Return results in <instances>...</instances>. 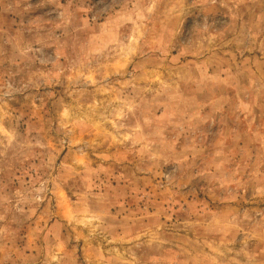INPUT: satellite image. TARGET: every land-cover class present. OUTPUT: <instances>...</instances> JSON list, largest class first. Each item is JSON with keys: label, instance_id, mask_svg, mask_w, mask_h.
I'll list each match as a JSON object with an SVG mask.
<instances>
[{"label": "rangeland", "instance_id": "1", "mask_svg": "<svg viewBox=\"0 0 264 264\" xmlns=\"http://www.w3.org/2000/svg\"><path fill=\"white\" fill-rule=\"evenodd\" d=\"M0 264H264V0H0Z\"/></svg>", "mask_w": 264, "mask_h": 264}]
</instances>
